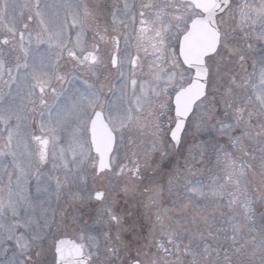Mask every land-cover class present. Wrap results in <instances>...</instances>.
Here are the masks:
<instances>
[{
	"label": "snow or ice",
	"instance_id": "1",
	"mask_svg": "<svg viewBox=\"0 0 264 264\" xmlns=\"http://www.w3.org/2000/svg\"><path fill=\"white\" fill-rule=\"evenodd\" d=\"M0 264H264V0H0Z\"/></svg>",
	"mask_w": 264,
	"mask_h": 264
}]
</instances>
